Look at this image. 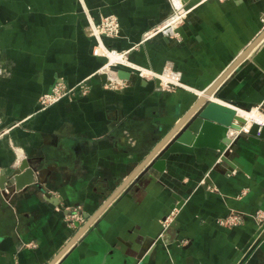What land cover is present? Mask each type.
<instances>
[{"label": "crops", "instance_id": "0c3cea01", "mask_svg": "<svg viewBox=\"0 0 264 264\" xmlns=\"http://www.w3.org/2000/svg\"><path fill=\"white\" fill-rule=\"evenodd\" d=\"M171 10L167 0H0V175L22 161L36 173L33 184L0 193V264L52 261L264 28L263 0H207L173 33L144 40ZM107 14L119 33L98 46L88 25ZM106 49L123 60L111 63ZM165 70L180 73L178 87H161ZM84 79L86 94L39 108L55 83ZM208 99L249 115L227 133H240L234 168L205 147L170 154L164 171L135 176L54 264H264V222L251 217L264 210V139L244 133L264 124V37ZM78 207L84 221L73 228L66 219ZM230 211L242 222L219 225ZM172 212L175 225L146 250Z\"/></svg>", "mask_w": 264, "mask_h": 264}, {"label": "water", "instance_id": "95a60500", "mask_svg": "<svg viewBox=\"0 0 264 264\" xmlns=\"http://www.w3.org/2000/svg\"><path fill=\"white\" fill-rule=\"evenodd\" d=\"M178 30V29H177ZM264 37V28L257 37L245 47L236 58L228 65L223 73L200 95L197 97L191 107L177 120V122L159 139L154 147L149 151L143 161L132 171V173L122 181L121 185L113 191V193L102 203L97 211L91 215L82 226V228L72 237L67 245L58 253V255L48 264L54 262L63 254L69 246L75 242L77 237L89 226V224L102 212L107 204L138 174L147 172L150 169L159 172L164 171L166 159L170 154L174 153H192L195 147H205L208 151L218 155L219 162L225 163L227 169L231 171L234 164L229 159L230 150L236 144L240 133H236L233 139L227 136L229 128H236L235 120L245 123V120L239 117L235 108L227 105L216 103L208 99L218 85L232 72L236 66L247 56L249 51ZM111 71L115 72L121 79L128 78L130 72L116 66L110 67ZM100 78L103 82L107 80V72L100 73ZM249 110V109H245ZM237 127L236 129H238ZM247 139L257 143L260 139H264V124L256 121L250 124L246 132ZM219 164V163H217ZM218 165H216L217 167ZM217 170L221 171L218 167ZM36 173L27 161H22L7 175L1 172L0 175V193L5 196V190L12 191L22 190L25 187L35 182ZM6 197V196H5ZM182 200L178 203L180 207ZM176 221H171L169 226L175 225ZM161 233V232H160ZM163 240L161 235L157 239L144 242V248L148 250L156 243H161Z\"/></svg>", "mask_w": 264, "mask_h": 264}, {"label": "built area", "instance_id": "2783aa9c", "mask_svg": "<svg viewBox=\"0 0 264 264\" xmlns=\"http://www.w3.org/2000/svg\"><path fill=\"white\" fill-rule=\"evenodd\" d=\"M171 1H172L171 13L168 15V17H166V19L162 23H160V25H158V26L154 27L153 29H150L149 31L144 33V35H143L144 40L152 38L158 34L173 33V31L178 26V23H183V21L187 17L186 14H188V12L192 8L197 6V5H194L192 7L190 6V7H188V9H183L180 11L179 9L183 8L184 2L182 0H171ZM205 1H207V0H200L196 4L199 5L200 3H203ZM185 8H186V6H185ZM262 18H263V22H264V12H263ZM166 27H168V28L171 27L172 28V29H170L171 32L167 33ZM91 28H92V34L97 39H99V37H102V36H104V37H115V36H117L119 33L120 26H119V22L115 16L107 15V16L103 17V20L101 21V23L98 26L91 25ZM98 46H100V44H98ZM94 53L95 54L98 53L97 49L94 50ZM106 53L118 54L119 52H117L114 49H106ZM119 54L121 55V57H123V54H121V53H119ZM145 71L146 70H142V72H141V70H139L138 73L140 75L144 74L145 76L146 75L152 76L150 74L151 71H149V72L146 71V73H144ZM165 75L168 77L167 79L169 81H167L166 84H162V81L160 79L161 87H163L165 89H169L172 85H178L179 84L180 73L177 70H167ZM88 91L89 90L87 89L86 83L84 80L79 82L77 85H74L71 87L65 86L62 83H55L50 88V90L48 92L43 93L38 98L39 108L45 109V108L53 105L54 103L58 102L60 99H62L64 97H73L77 94L78 95H84ZM173 214H174V212L167 215L165 217V219L163 220V228H162L163 230L161 231L160 235H162V233L168 227L170 221L172 220ZM251 217L253 219H255V221L257 223L262 225L264 222V210H262V209L257 210L254 214L251 215ZM242 220H243L242 214L237 213L236 211H230L225 217L218 219L217 222L221 226L231 227V226H235V225L240 224L242 222ZM66 221L70 227H73V228L77 227L79 225V223H82L84 221V217L82 215L81 209L79 207L74 209V211L71 212L67 216Z\"/></svg>", "mask_w": 264, "mask_h": 264}, {"label": "rangeland", "instance_id": "374dc122", "mask_svg": "<svg viewBox=\"0 0 264 264\" xmlns=\"http://www.w3.org/2000/svg\"><path fill=\"white\" fill-rule=\"evenodd\" d=\"M167 1L169 2L170 7H172V6H171V5H172V1H171V0H167ZM182 1L184 2V4L182 3V4H183V8H182V9H179L180 11L183 10V9H188V8H185V6L187 5L185 1H188V2H189L190 0H182ZM198 1H200V0H197L192 6H194V5H198V4H196V3H198ZM192 6H191V7H192ZM186 7H187V6H186ZM195 7H196V6H195ZM192 9H193V8H192ZM192 9H191V10H192ZM191 10H190V11H191ZM190 11H189V12H190ZM107 15H113V16L116 17V15H114V14H107ZM107 15H103V16H101L100 19H99V21H98L97 23H90V24L88 25V31H87V32H88V35H90L91 37H93V38L97 41V44H99V42H100V44H101V42H102V38H103L104 36L99 37V39H97V38L92 34V28H91V25H93V26H94V25H95V26H98V25L101 23V21L103 20V17H104V16H107ZM186 16H187V14H186ZM116 18H117V17H116ZM117 20H118V19H117ZM262 20H263V18H262ZM181 24H182V23H178V26H180ZM100 38H101V39H100ZM105 56L108 58L109 61H111L108 55L105 54ZM111 63H112V61H111ZM141 72H142V69H141ZM84 81H85V83H86V87H87V89L89 90V89H90V86H89V83H88V79H84ZM80 82H81V81H80ZM78 83H79V82H78ZM78 83H77V84H78ZM77 84H76V85H77ZM175 87H178V86H176V85H172L170 88H175ZM261 107H263V106H261ZM260 210H261V209H260Z\"/></svg>", "mask_w": 264, "mask_h": 264}, {"label": "bare ground", "instance_id": "6f19581e", "mask_svg": "<svg viewBox=\"0 0 264 264\" xmlns=\"http://www.w3.org/2000/svg\"><path fill=\"white\" fill-rule=\"evenodd\" d=\"M169 28L172 29L171 27H169ZM169 28L166 27V30L169 29ZM106 54H108V56H109V58H110V60H111L112 62H114V61H116V62H121V61L123 60L122 57H121V55H120L119 53H118V54L106 53ZM165 71H167V70H165ZM165 71H163V73H164ZM104 72H107V71H104ZM167 81H169V80H165V81H164V84H166ZM247 111H248V110H247ZM239 117L243 118V119L245 120V122H246V120H247V121L249 120V115H248L247 112L240 111V113H239ZM242 124H243V123H241L239 120H235V121H234V125H235L236 127H238L239 125H242Z\"/></svg>", "mask_w": 264, "mask_h": 264}]
</instances>
